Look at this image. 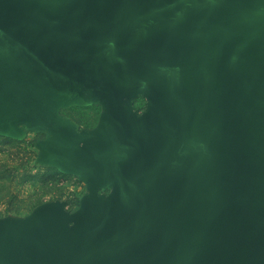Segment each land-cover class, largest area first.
<instances>
[{
	"label": "water",
	"instance_id": "95a60500",
	"mask_svg": "<svg viewBox=\"0 0 264 264\" xmlns=\"http://www.w3.org/2000/svg\"><path fill=\"white\" fill-rule=\"evenodd\" d=\"M89 66L148 93L149 151L127 134L96 159L129 191L107 233L88 227L86 252L14 263L264 264V0H0L1 116L50 80L86 90ZM222 125L226 138L194 135Z\"/></svg>",
	"mask_w": 264,
	"mask_h": 264
},
{
	"label": "rangeland",
	"instance_id": "374dc122",
	"mask_svg": "<svg viewBox=\"0 0 264 264\" xmlns=\"http://www.w3.org/2000/svg\"><path fill=\"white\" fill-rule=\"evenodd\" d=\"M152 105L148 93L135 86L113 89L90 66L86 90L66 89L50 80L49 91L30 114L12 119L10 130L0 128V223L23 224L46 207L54 221L59 219V233L73 242H83L90 226L107 233L115 221L108 217L113 205L129 191L123 177L118 173L111 181L112 174L95 177L84 169L66 173L48 164L56 160L57 143L84 162L113 156L127 134L134 135L142 152L149 151L143 139L153 131L147 123ZM194 135L226 138L229 128ZM181 161L182 156L176 157L173 164ZM41 218L49 220L45 214ZM98 261L95 253H85L84 264Z\"/></svg>",
	"mask_w": 264,
	"mask_h": 264
},
{
	"label": "crops",
	"instance_id": "0c3cea01",
	"mask_svg": "<svg viewBox=\"0 0 264 264\" xmlns=\"http://www.w3.org/2000/svg\"><path fill=\"white\" fill-rule=\"evenodd\" d=\"M21 106L27 109L25 110L24 108L23 111L19 109L18 112L15 108ZM17 107H14L9 115L3 116L4 119L0 115V128L10 130L12 119L17 116L19 117V115H24L25 111L28 112V114L31 113L30 107L25 105H18ZM59 145L60 144L57 143L58 148L55 150L56 160L49 163V166L55 167L66 173L75 174L76 169H84L83 171H91L95 177L97 175H102L108 178L112 174L111 181H116L114 175L117 176L118 173L113 169L102 165L96 160L81 161L79 157H76L77 152L71 154L69 151L62 149ZM113 152H115L113 155L118 154L120 152V147H117ZM115 205H117V203L113 205V208ZM46 210V207L41 209L38 208L25 223L20 225L14 226L10 223H0V264H15L12 258L27 262L33 257L34 253L41 250V248H45L47 253L52 254L60 244L73 246L79 253L83 251L86 252L82 241L73 242L68 235L59 233V219L55 218L56 221H54L52 218L53 216H49ZM43 214L47 215L49 220L41 218ZM111 215L112 217L114 216V209L113 213L109 214L108 217H111Z\"/></svg>",
	"mask_w": 264,
	"mask_h": 264
}]
</instances>
